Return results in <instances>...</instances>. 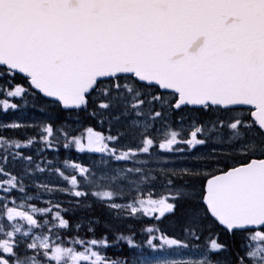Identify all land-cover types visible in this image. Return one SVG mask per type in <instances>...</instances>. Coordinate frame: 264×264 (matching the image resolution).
Instances as JSON below:
<instances>
[{"label":"snow or ice","instance_id":"6c2138e0","mask_svg":"<svg viewBox=\"0 0 264 264\" xmlns=\"http://www.w3.org/2000/svg\"><path fill=\"white\" fill-rule=\"evenodd\" d=\"M0 264H264V0H0Z\"/></svg>","mask_w":264,"mask_h":264}]
</instances>
